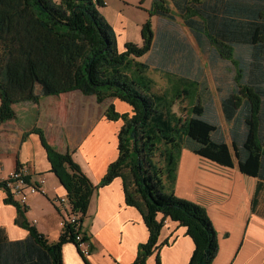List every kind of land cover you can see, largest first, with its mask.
Returning a JSON list of instances; mask_svg holds the SVG:
<instances>
[{"label":"trees","instance_id":"obj_1","mask_svg":"<svg viewBox=\"0 0 264 264\" xmlns=\"http://www.w3.org/2000/svg\"><path fill=\"white\" fill-rule=\"evenodd\" d=\"M170 5L211 61L232 64L230 85L220 98L229 145L210 121L212 102L204 85L176 79L170 92H153L149 67L138 61L152 47L149 21L142 28V45L126 44L119 51L114 30L99 11L101 0H0V125L15 119L14 104L72 91L93 96L97 104L108 99L129 107L126 114L115 112L113 105L106 108L105 118L122 124L118 155L96 186L68 151L60 154L46 144L41 130L30 132L39 136L50 172L78 223L65 224L59 239L49 243L27 222L26 207L13 200L6 186L12 180L0 181L3 202L17 212L15 225L28 234L11 243L0 229V264H62L61 247H78L75 236L93 193L116 178L124 204L139 212L148 230L132 264H146L154 254L155 264H161L159 249L167 242L158 239L165 219L183 227L191 239L188 264H212L218 251L214 227L203 208L173 194L175 172L185 150L264 181V0H152L150 13L171 20ZM193 97L182 118L172 113L175 101ZM24 181L30 184L27 176Z\"/></svg>","mask_w":264,"mask_h":264},{"label":"crops","instance_id":"obj_2","mask_svg":"<svg viewBox=\"0 0 264 264\" xmlns=\"http://www.w3.org/2000/svg\"><path fill=\"white\" fill-rule=\"evenodd\" d=\"M101 1L104 7L99 11L114 30L119 51H123L126 44L142 45L141 32L148 21L153 35L148 55L155 52L166 55L174 49L188 50L184 37L174 28L173 19L165 20L150 13L152 0ZM188 35L193 39L189 31ZM196 47L199 48L197 43ZM143 58L138 61L149 67L148 72H160V62L151 66ZM176 73L181 76L179 79H187V72L178 70ZM72 93L75 92L41 97L38 104L33 99L14 104L15 119L0 125V181L6 180L18 165L24 167L30 183H35L39 178L45 180V184L39 186L42 193L27 199L25 217L49 243L59 239V223L66 216L64 209L54 200L66 197V193L50 172L51 166L39 136L30 132L39 129L46 144L60 154L68 151L92 186L100 183L108 166L118 155L115 139L120 125L104 117L92 123L89 132L80 141H71L70 135L47 138L48 132L54 131L56 134L59 129L65 130L56 115L61 102L72 99ZM53 103L57 107L51 111L44 107V104ZM117 104L122 112H129L127 105ZM69 106V110H72L73 104ZM70 113H74V110ZM112 132L113 136L109 138ZM26 133L28 135L24 137ZM172 192L207 212L218 245L212 264H264V181L243 175L236 166L232 169L219 166L182 150ZM5 198V192L0 190V229L11 243L23 241L28 236L27 231L15 225L17 212L12 205L3 202ZM124 202L119 178L108 186L98 188L89 201L81 223L89 242L90 255L82 258L75 246L67 243L61 247V263L132 264L137 249L147 240L148 230L139 212ZM164 221L158 243L167 242V245L159 249L160 263L188 264L194 249L191 239L185 236L183 227L167 219ZM146 264H155V254L147 259Z\"/></svg>","mask_w":264,"mask_h":264},{"label":"rangeland","instance_id":"obj_3","mask_svg":"<svg viewBox=\"0 0 264 264\" xmlns=\"http://www.w3.org/2000/svg\"><path fill=\"white\" fill-rule=\"evenodd\" d=\"M169 1V0H168ZM169 3V2H168ZM171 10H173L170 5ZM172 18L174 23V28L179 35H182L183 40L188 46L187 49H179L177 51H172L166 55H158L156 52L151 55L147 54L143 60L148 62L149 65L153 66L155 63L161 64L160 72L156 70H151L148 72V77L152 81V89L156 94H162L165 91L170 92L171 85L181 77L176 72L178 70H183L187 72V81H195L197 83V88H201L204 85L209 94L210 100L212 102V111L210 114V121L214 122L216 128L222 134L225 143L229 145L230 137L228 134V128L230 127L223 119L220 107V98L224 96L226 90L228 89L233 73L232 64L228 60H218L215 59L211 61L209 52H203L196 47V43L188 35V31L184 28L180 16L174 13ZM187 37H186V36ZM187 39V41L185 40ZM190 49V50H189ZM166 59V60H161ZM158 64V65H159ZM186 75V73H185ZM72 99L61 102L58 107V113L56 115L57 120L61 121L64 131L59 129L55 134L54 131L48 132L47 138H61V136L70 135L71 141H80L89 132L92 123L97 121L99 118H105L104 113L106 108L113 105L115 112L122 114L121 107L117 103H123L118 100H105L101 104H97L93 96H82L76 91H72ZM77 94V95H76ZM77 96V98H76ZM37 104L39 99H33ZM67 102V103H64ZM195 102V97L192 101L186 99H179L175 101L172 105V113L176 117L182 118L184 116L185 107L188 108L190 103ZM69 104H73L72 110L74 113H70ZM48 111L55 109L57 106L53 103L51 105L44 104ZM128 113L125 112L124 114ZM106 119V118H105ZM122 124V121L117 122ZM109 134V138L113 136ZM108 135V134H107ZM116 140V139H115ZM82 226V225H81Z\"/></svg>","mask_w":264,"mask_h":264},{"label":"built area","instance_id":"obj_4","mask_svg":"<svg viewBox=\"0 0 264 264\" xmlns=\"http://www.w3.org/2000/svg\"><path fill=\"white\" fill-rule=\"evenodd\" d=\"M25 176V170L22 166V168H19L17 171H13L10 174V176L6 180L10 178L12 182L7 183L6 186L10 190L13 200L16 201L18 204L26 207L25 204L30 196L42 193L40 191L39 186L45 184V180L43 178H39L35 183L28 184L24 181ZM67 200L68 199L66 197L54 200V203L59 205L60 208H63L66 213L65 218L62 219V221H60L59 223L61 229L64 227L65 224L77 226L78 223V217L74 215V213L70 212V207ZM75 242L78 246V253H80L83 257H87L88 255H90L89 242L87 237L84 236L83 230L79 231V233L75 236Z\"/></svg>","mask_w":264,"mask_h":264},{"label":"bare ground","instance_id":"obj_5","mask_svg":"<svg viewBox=\"0 0 264 264\" xmlns=\"http://www.w3.org/2000/svg\"><path fill=\"white\" fill-rule=\"evenodd\" d=\"M89 251H90V249H89Z\"/></svg>","mask_w":264,"mask_h":264}]
</instances>
